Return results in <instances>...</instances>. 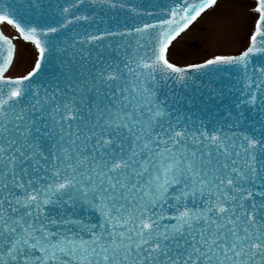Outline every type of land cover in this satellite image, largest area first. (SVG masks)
<instances>
[{"label":"snow or ice","instance_id":"obj_1","mask_svg":"<svg viewBox=\"0 0 264 264\" xmlns=\"http://www.w3.org/2000/svg\"><path fill=\"white\" fill-rule=\"evenodd\" d=\"M220 4L0 0V264H264V0L170 59Z\"/></svg>","mask_w":264,"mask_h":264},{"label":"rangeland","instance_id":"obj_2","mask_svg":"<svg viewBox=\"0 0 264 264\" xmlns=\"http://www.w3.org/2000/svg\"><path fill=\"white\" fill-rule=\"evenodd\" d=\"M253 3L254 0H221L216 10L206 13L174 43L170 59L183 65L201 62L215 54L238 52L251 29L253 14L249 9ZM34 58L35 49L30 44L23 45L9 75L25 74Z\"/></svg>","mask_w":264,"mask_h":264},{"label":"water","instance_id":"obj_3","mask_svg":"<svg viewBox=\"0 0 264 264\" xmlns=\"http://www.w3.org/2000/svg\"><path fill=\"white\" fill-rule=\"evenodd\" d=\"M181 37H183V35H182ZM181 37H180V38H181Z\"/></svg>","mask_w":264,"mask_h":264},{"label":"bare ground","instance_id":"obj_4","mask_svg":"<svg viewBox=\"0 0 264 264\" xmlns=\"http://www.w3.org/2000/svg\"><path fill=\"white\" fill-rule=\"evenodd\" d=\"M179 39H180V38H179ZM179 39H178V40H179Z\"/></svg>","mask_w":264,"mask_h":264}]
</instances>
